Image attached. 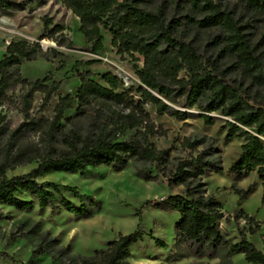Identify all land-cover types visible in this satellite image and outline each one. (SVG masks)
I'll return each mask as SVG.
<instances>
[{"label":"trees","instance_id":"1","mask_svg":"<svg viewBox=\"0 0 264 264\" xmlns=\"http://www.w3.org/2000/svg\"><path fill=\"white\" fill-rule=\"evenodd\" d=\"M78 22V33L86 45L85 51L97 55L103 50L101 31L109 35V46L120 60L133 64L138 85L122 88L120 79L109 73L95 75L85 70L74 77L78 85L74 93L56 99L52 117L30 114L35 94L40 97L38 112H42L58 91L60 82L47 73L42 79L27 81L17 69L22 61L29 62L41 54L39 36L35 42L10 40L0 56V108L7 106L21 115V122L11 127L0 114V205L16 211L50 208L56 196L66 192L75 205L60 198L61 208L77 219H86L98 205L80 195L73 187L37 179L50 174L82 173L87 169L109 167L120 171L130 162L147 165L140 171L145 181H153L152 170L167 187L181 186L183 193L168 196L152 204L164 212H175L173 225L176 244L188 246L199 258L220 259L231 264L235 255H243L248 264H264V249L258 250L245 235L234 243L220 232L224 218L221 206L214 197L206 196L203 177L207 171L218 170L205 161L206 153L189 160L172 162L168 150H157L151 140L166 132L156 127L144 106L154 109L156 116L175 121L189 118V110L199 112L206 127L215 125L217 115L222 118L224 141H240V155L231 168L237 179L256 173L264 187V0H236L237 12L215 0H56ZM13 8L10 0H0V11ZM174 12L179 17H174ZM172 13V14H171ZM43 30L50 22L43 21ZM53 26L48 39L57 47L72 44L53 36L61 33ZM209 35L206 56L188 38ZM259 35V40L254 41ZM51 58L60 56L54 49H46ZM141 62V66L137 63ZM92 60L77 63L91 66ZM98 77L100 82L94 79ZM183 101L185 110L170 105ZM75 107L76 116L91 115L92 132L79 136L72 130L64 133L60 122L64 114ZM58 139V140H57ZM204 140L184 139L181 147L195 152ZM60 144L61 150L55 145ZM34 164L26 174L8 178L7 172ZM239 202L251 193L234 189ZM25 194L29 200L17 196ZM232 219L243 221L250 235L256 234L261 223L242 210ZM141 239L134 231L119 235L103 249L89 256H74L69 248L60 249L52 262L58 264H128L129 247ZM264 245V237L262 238ZM155 244H164L155 240ZM38 252H33L36 256ZM0 258L10 259L0 253Z\"/></svg>","mask_w":264,"mask_h":264},{"label":"rangeland","instance_id":"2","mask_svg":"<svg viewBox=\"0 0 264 264\" xmlns=\"http://www.w3.org/2000/svg\"><path fill=\"white\" fill-rule=\"evenodd\" d=\"M13 8L8 12L0 11V56L8 43L12 40H23L28 43L35 42L39 36L41 54L29 62L22 61L17 69L27 81L42 79L47 73L52 75L53 81L60 82L55 95L50 99L48 106L38 112L40 97L33 96V104L30 114L46 119L52 117V109L58 97L73 94L78 81L74 77L81 71L88 70L95 75L109 72L117 76L122 88L138 85L133 74V64L127 58L122 60L114 54L109 46V35L102 30L103 50L92 55L85 51L86 45L78 33L77 20L66 11L56 0H10ZM222 3L228 9L237 12L236 0H215ZM172 14V13H171ZM174 17H179L174 12ZM48 19L50 25L43 30V20ZM53 26H59L62 32L53 37L59 40L63 38L69 41L70 48L57 47L55 42L48 39V33ZM264 29V22L260 24ZM257 35L254 41L259 40ZM192 42L201 53L209 56L211 50L207 48L209 35L204 34L195 38L190 36ZM54 49L60 53L59 57L51 58L46 49ZM264 50V43L262 44ZM92 60L91 66H77ZM141 66V62L137 63ZM100 82L99 78L94 79ZM171 106L185 110L182 100L170 103ZM75 107L64 114V119L70 118L71 122H60V129L64 133L74 131L79 136L92 132L91 115L76 116ZM152 123L166 132L163 137H155L151 140L157 150H168L172 162L176 160H189L199 154L206 153L205 161L214 167L220 168L207 171L203 177L206 184V196H212L221 206L224 216L230 217V221H220V232L228 239L237 243L241 235H245L258 250H263L264 245V187L259 182L256 173L237 179L231 172V168L237 162L240 155L241 142L234 140L230 143L224 141V133L221 131L223 119L217 115L215 125L206 127L199 118V112L189 110V118L185 121H175L171 118L156 116L154 109L144 106ZM0 114L4 115L11 127L21 122V115L7 106L0 108ZM184 139L191 141L203 139L204 142L195 152L184 150L181 143ZM58 140V139H57ZM61 150L60 144L55 145ZM35 167L34 164L26 165L7 172L8 178L26 174ZM147 165L138 162H130L120 171H113L109 167L87 169L82 173L50 174L37 179L38 183L51 182L60 186L73 187L80 195L89 197L98 205L97 210L86 219L74 218L64 211L60 204L63 198L77 205V200L70 194L61 191L55 199L52 207L31 211H16L11 207L0 205V253L6 254L10 259L0 258V264H58L52 262L51 257L63 248H69L74 256H89L95 250L103 249L108 242L114 241L119 235H128L134 231L141 233V239L129 247L128 264H220V259L199 258L193 255L192 250L182 244H176L173 235V225L178 220L175 212H164L156 209L149 203H156L168 196L183 193L181 186L167 187L165 181L156 176L152 170L153 181H145L140 171L148 170ZM251 193L246 200L238 206L239 196L234 189ZM21 200H29L27 195L19 194ZM242 210L261 223L260 230L250 235L245 222H236L232 219L235 213ZM158 240L163 247L155 244ZM33 252H38L36 256ZM231 264H248L243 255H235L231 258Z\"/></svg>","mask_w":264,"mask_h":264},{"label":"crops","instance_id":"3","mask_svg":"<svg viewBox=\"0 0 264 264\" xmlns=\"http://www.w3.org/2000/svg\"><path fill=\"white\" fill-rule=\"evenodd\" d=\"M46 176H48V175H46Z\"/></svg>","mask_w":264,"mask_h":264},{"label":"built area","instance_id":"4","mask_svg":"<svg viewBox=\"0 0 264 264\" xmlns=\"http://www.w3.org/2000/svg\"><path fill=\"white\" fill-rule=\"evenodd\" d=\"M8 44V43H7Z\"/></svg>","mask_w":264,"mask_h":264}]
</instances>
